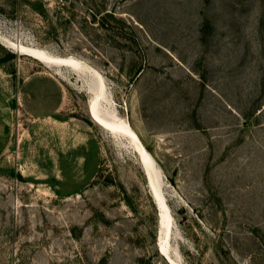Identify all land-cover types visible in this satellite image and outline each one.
Here are the masks:
<instances>
[{
	"label": "rangeland",
	"instance_id": "obj_1",
	"mask_svg": "<svg viewBox=\"0 0 264 264\" xmlns=\"http://www.w3.org/2000/svg\"><path fill=\"white\" fill-rule=\"evenodd\" d=\"M0 33L103 76L180 264H264V0H0ZM5 43L0 264H170L131 140L89 113L98 79Z\"/></svg>",
	"mask_w": 264,
	"mask_h": 264
},
{
	"label": "bare ground",
	"instance_id": "obj_2",
	"mask_svg": "<svg viewBox=\"0 0 264 264\" xmlns=\"http://www.w3.org/2000/svg\"><path fill=\"white\" fill-rule=\"evenodd\" d=\"M0 40L5 41V44L9 45L11 49L13 48L20 53L27 54L47 65L67 66L74 70V72L76 73H80L86 70L89 71L92 76L94 75L95 78L98 79L99 83L96 87L90 85L88 88V90L92 92V96L89 98V113L92 119L97 124L108 130L110 133L114 135H124L131 140V143L133 144L132 146L137 152L140 163L146 173L147 180L149 177L153 185L152 187L154 190L155 197L153 196V191L150 187L149 188L160 212V231L158 246L162 250V255L167 259L170 264H180L179 261L174 258L168 250V240L171 234L172 219L169 214L165 198L161 192V179L159 180L160 177H158L159 175L157 174V166L155 160L152 157L151 153L143 145L138 134L132 128L130 123L125 119L119 118L117 115H112L109 112V108L104 106V99H106V93L108 90L103 76L97 70L93 69L91 66L86 64V62L73 56H58L41 47L16 43L12 40H7L3 38L2 33H0ZM155 177H157L158 181H155ZM158 186L160 188V191L158 190Z\"/></svg>",
	"mask_w": 264,
	"mask_h": 264
},
{
	"label": "water",
	"instance_id": "obj_3",
	"mask_svg": "<svg viewBox=\"0 0 264 264\" xmlns=\"http://www.w3.org/2000/svg\"><path fill=\"white\" fill-rule=\"evenodd\" d=\"M98 83H99V81H98ZM98 85V84H97ZM105 100V99H104ZM152 178H153V176H152ZM155 181H158L157 180V177H155ZM148 185H149V187L151 188V190L153 191L152 193H153V196H154V190H153V185H152V183H151V181H150V179H149V177H148ZM158 190L160 191V188H159V186H158ZM155 197V196H154ZM160 250H161V248H160ZM162 251V250H161Z\"/></svg>",
	"mask_w": 264,
	"mask_h": 264
}]
</instances>
